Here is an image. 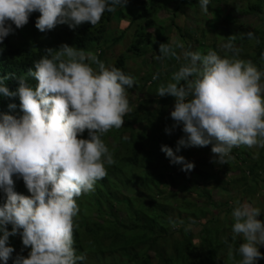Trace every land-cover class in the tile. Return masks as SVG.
<instances>
[{"label": "clouds", "instance_id": "clouds-1", "mask_svg": "<svg viewBox=\"0 0 264 264\" xmlns=\"http://www.w3.org/2000/svg\"><path fill=\"white\" fill-rule=\"evenodd\" d=\"M128 0H0V44L24 27L33 12H39L35 27L45 32L57 25L75 29L84 23L97 25L103 14L125 7ZM208 13L210 0H199ZM68 31V30H67ZM71 33V32H70ZM73 34V33H72ZM247 37L254 39L248 32ZM79 38V36H78ZM236 35L228 37L225 50L234 55L221 57L183 51V63L171 80L158 86L157 95L175 98L173 127L182 126L179 146L205 147L220 164L227 163L233 147H264V71L251 60L236 58ZM176 48L184 45L177 42ZM2 51V49H0ZM161 58L181 60L172 45H159ZM28 74L38 82L35 88L25 77L10 91L0 78V95L18 97L23 116L0 114V191L6 202L0 206V260L7 264L14 249L10 236L22 230V243L30 247L27 257L14 264H80L86 253L74 247V217L79 213L77 198L95 191L97 181L107 176L106 165L115 164L102 137L120 129L131 112L128 90L135 78L115 66H106L95 55L86 62L83 51L63 44L46 49ZM264 59V54H262ZM92 64L97 67L93 68ZM158 75L153 76V80ZM15 108V104H10ZM87 130L88 138H78ZM166 128V132H170ZM172 164L190 172L194 163L177 156L172 148L161 147ZM22 178L31 194L17 193L13 177ZM233 208L232 239L241 237L237 264H256L264 258V222L257 219L261 209L236 202ZM12 230H7V225ZM227 243V241H225ZM230 255L231 252V245Z\"/></svg>", "mask_w": 264, "mask_h": 264}, {"label": "rangeland", "instance_id": "rangeland-1", "mask_svg": "<svg viewBox=\"0 0 264 264\" xmlns=\"http://www.w3.org/2000/svg\"><path fill=\"white\" fill-rule=\"evenodd\" d=\"M127 5L128 10L134 11L136 20L140 21L131 24V15L126 9L115 11L105 31L94 34L101 37L102 41L93 39L85 46L87 52L84 53L86 62L91 63L87 58L95 55L106 66H115L120 58H124L125 72L133 76L136 82L128 90L132 110L125 115L123 126L109 130L102 137L115 160V164L106 165L107 192L112 195L111 203L105 204L103 210H100L97 199L96 204L91 199L95 191L83 194L80 200L82 203L79 205V201L77 202L79 213L74 217V225L82 222L84 209L88 205L90 213L87 221L90 225H102L109 219L111 224L119 220L123 226L118 229L110 226L107 236L100 241L97 236L94 235L93 238L84 230L78 229L80 237L74 247L77 255H87V259L80 264H163L157 256L158 250L162 253L163 260L167 261L166 264H237L241 259L237 249L243 240L241 237L232 239V211L237 206V201L251 204L261 209L259 220L264 222V183L256 179L248 180L253 186L259 184L258 194L236 199L232 193L238 187L241 172L234 166L218 164L211 172L205 168L208 161H216L211 151L212 145L179 146L177 151L178 141L184 133L182 126L173 127L175 122L170 113L174 110V103L163 108L166 115L161 126L158 122L149 125L145 121L147 108L162 109V104L175 100L172 96H158L157 89L160 84L169 82L172 74L186 62L183 51L206 55L209 50H213L221 57L231 58L234 54L225 50L224 45L228 42V37L236 35L233 44L240 49L236 58L251 60L259 70L264 71V0H210L208 13L202 12L199 0H128ZM251 8L255 10L251 11ZM144 11H150L151 14L144 17ZM130 26L134 29L132 32H129L131 28L125 30ZM248 32L254 34V39L247 37ZM13 36L17 44L32 46L34 49L39 45L44 53L46 49L58 50L63 44L78 49V36L62 25L48 30L44 39L39 34L28 38L20 32H13L11 37ZM107 40L109 42L104 43ZM177 42L182 43L184 48H176ZM161 43L172 45L181 55V60L167 57L157 59ZM92 67L97 66L92 64ZM154 75H158V79L153 80ZM132 120L141 122V128L147 129L146 138L138 140L142 144V158L138 167L125 165L130 140L136 132L130 128L134 124ZM166 128L171 131L166 132ZM78 138L87 139V130ZM164 145L172 148L177 156H183L187 162L194 163L195 168L190 171L189 178L196 179L198 184L190 188L194 191L193 194L183 197L174 193L170 187L171 196H159L157 208L154 209L150 202L156 194H147L161 184L160 177H164L166 186L178 182V187L182 188L185 183L182 174L186 177L188 175V172L181 170L182 165L172 164L170 158L161 151ZM263 149L264 147L259 146L233 147L226 160L233 165L240 154L250 153L248 151L258 154ZM233 180L234 183L231 184ZM94 187L95 190L101 188L98 183ZM163 189L168 190L167 187ZM14 190L19 194L28 192L22 178L17 181ZM0 194V199L6 196L2 191ZM98 210L104 221L100 218L94 221ZM157 218L160 226L164 228V235L153 242L161 234L155 231L150 233L144 229L143 224L154 223ZM7 230L11 232V224L7 225ZM115 231L125 235L126 240L137 233L144 237L142 243L146 244L131 247L127 256H123L121 250L112 254L122 243ZM21 233L22 230H19L16 235L9 237L8 246L14 249L12 258L27 257L31 250L23 245ZM153 243L155 245L152 248L150 245ZM229 245L232 255L229 254ZM259 251L264 254V245L259 247ZM256 264H264V258L257 260Z\"/></svg>", "mask_w": 264, "mask_h": 264}, {"label": "trees", "instance_id": "trees-1", "mask_svg": "<svg viewBox=\"0 0 264 264\" xmlns=\"http://www.w3.org/2000/svg\"><path fill=\"white\" fill-rule=\"evenodd\" d=\"M127 4L125 5V7L118 6L116 11L122 8L123 10L126 9L127 12L130 13L131 15L130 17L132 20L131 24L138 23L140 20H136L134 16L135 15L134 11L132 9L128 10L126 6H129V5ZM254 10L255 8H251V11H254ZM113 13L114 12L109 13L106 11L102 16L101 21L95 26H92L90 23H84L75 29H70L68 25L66 24L62 26L65 27L69 32L79 36V38L77 39L78 50H81L83 51V53H85L87 52V49L85 46L91 41H93V39H95L96 41L99 40V42L102 41L101 37L98 38V36H94V34L100 31H105L107 25L109 24L111 20ZM143 14H145L144 17H148L151 14V12L144 11ZM39 15H40L39 12H33L29 17L28 23L22 28L17 29L15 25L13 24L12 27L14 29V32L23 33L28 38L32 37L33 35L39 34L40 37L44 39L47 31L41 32L35 27V23ZM128 28H131L129 32H132L134 30L131 26L126 27L125 30H127ZM14 37L15 36L11 37V34H10L4 39L3 43L0 44V49H2V51H0V78L7 77V79L3 80V84L4 86L8 87L10 91H16V89L19 87L20 77L22 76L25 77L26 82L30 86L35 88L38 82L35 80L34 77L29 76L27 74H28L29 69H32L33 71H35L34 62L39 60L44 55L42 53V49L39 47V45H37L34 49L32 46L25 47V45L17 44ZM108 42L109 40L105 41L104 43H108ZM125 63H126L125 59L120 58L117 61L115 67L121 69L126 74ZM171 103L175 104V100H173L172 102L168 101L166 102V104L165 103L162 104V109H160L159 107H156V109L147 108V111H148L147 117H146L147 121L145 122L146 123L148 122L149 125H153L154 122H158V125L161 126L162 122L164 121V115H166L165 111H163V108L170 105ZM10 104H15L16 107L10 108L9 107ZM0 114L12 115L16 118L22 117L24 113L22 109L20 108L19 98L18 97L9 98V97H4L3 95H0ZM132 121L134 124L130 128L131 130L136 131V132L131 137L130 147L128 150V157L125 162V165L130 166V167H138V165L140 164L139 160L142 158V156L140 155L142 144H140L138 140L146 138L147 129L145 127L141 128L142 127L141 122H138L137 120L135 121L132 120ZM248 152L250 153H243V154H240V156H237V159L234 161L235 164L233 165L229 161H227V163L220 164L218 162H215V160H211V161H208V165L205 167L208 169L209 172H211L213 167L216 166L217 164L219 166H234L237 171L241 172L240 180L238 181V187L232 193L233 194L232 196L236 199H241L240 197L244 198L248 196L249 194L250 195L258 194L259 189L257 188V186L259 184L258 185L255 184V186H253L251 183H249L248 180L256 179V181H262L264 183V149L261 150L258 154H254L253 151H248ZM189 175H191L190 172H188L187 177L182 174V176L185 179L184 186H181L182 188L178 187L180 186L177 184L178 182H176V184L174 185L167 184L166 186L164 177L163 176L160 177L161 184L158 187H156V189L148 191L147 196L153 193L156 194V197L151 199L150 206L156 209L159 196L161 197H167V195L171 196L172 193H171L170 187H172V190L174 191V193L176 192L177 195L181 194L182 197L183 195L190 196L191 194H193L194 191L190 190V188L195 185L197 186L198 181L196 179L195 180L190 179ZM13 179L16 184L17 181L21 178H17L14 176ZM97 183L98 185H100L101 188H97L95 190V195L91 196V199L95 204H96V199H97L98 209L103 210L105 204L110 205L111 203L110 198L112 195L107 192L108 190H107V178L106 177L103 178V180L98 181ZM233 183H234V180L233 182H231V184ZM234 186L236 185L234 184ZM164 187H167L168 190L166 191L165 189H163ZM21 194L25 196L31 195L29 192H25ZM82 197L83 195L77 198V202L79 201V205L82 203L80 201ZM5 202H6V196L0 199V206H2ZM229 204H231V201L229 202ZM89 210L90 209L88 205H86L84 209V213H83L82 222H77L78 225H74L75 243L80 237V232L78 229L84 230L86 234L92 235L93 238H94V235L97 236L98 237L97 240L100 241L105 236H107V233L110 230V226L113 225L116 229H118V227L123 226V224L119 222V220L113 221V224H111V221L109 219L104 221V217L100 218L102 216V213L100 212V210H98V215L96 216L94 221L100 218L104 222L102 225L92 226L87 221V215L90 213ZM259 217L260 215L257 217V219H259ZM143 227L145 230H148L150 233H153V231H155L161 234V236H157L156 239L154 238L155 240L153 242H155L156 240H159L164 235V228L160 226V223L158 222V218L155 220L154 223H148V224L144 223ZM114 233L118 238L122 240V243H121V246L119 245L118 248H115L116 251H113L112 254L121 250V254L123 253V256H127L128 249H130L131 247H137L138 246L137 244H143L142 239L144 237H142L141 235L137 233H135V235H131V238L128 240H126L125 235L120 234L118 231H115ZM108 237L110 238L111 236H108ZM154 245L155 243L150 245V247L153 248ZM157 256L163 264L167 263V261L163 260V255L162 253H160L159 250H158ZM15 259L16 258L11 257L8 260L7 264L13 263ZM0 264H4V262L0 260Z\"/></svg>", "mask_w": 264, "mask_h": 264}]
</instances>
